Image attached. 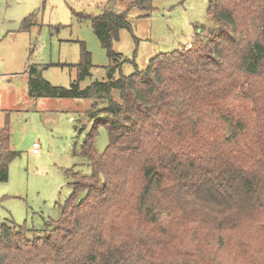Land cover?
<instances>
[{
    "label": "trees",
    "instance_id": "1",
    "mask_svg": "<svg viewBox=\"0 0 264 264\" xmlns=\"http://www.w3.org/2000/svg\"><path fill=\"white\" fill-rule=\"evenodd\" d=\"M117 1L77 13L111 58L120 30L132 29L131 8H152L127 0L116 10ZM208 16L191 48L158 53L129 75L109 66L85 88L84 42L70 87L29 66L32 96L107 104L91 113L80 150L91 173L72 172L73 190L42 232L1 222L0 264H264V0H210ZM100 124L109 138L101 152ZM16 155L6 124L0 180Z\"/></svg>",
    "mask_w": 264,
    "mask_h": 264
},
{
    "label": "rangeland",
    "instance_id": "2",
    "mask_svg": "<svg viewBox=\"0 0 264 264\" xmlns=\"http://www.w3.org/2000/svg\"><path fill=\"white\" fill-rule=\"evenodd\" d=\"M108 1L0 0V133L7 124L10 149L17 151L8 179L0 180V226L3 221L15 222L33 236L59 216L73 190L72 172L92 171L80 150L95 122L91 113L107 104L104 100L93 106V99L85 97L30 95V65L41 68L52 84L70 87L78 80L84 42L92 58L90 74L79 79L80 88H85L95 79H105L109 66L115 67V76L129 75L145 68L158 53L196 44L198 31H206L209 23L210 0H152L149 11L132 7L128 17L132 29L120 30L113 42L118 55L111 58L91 20L77 14L98 15ZM114 7L125 9L127 0ZM28 16L32 24L24 29ZM108 140V131L100 124L96 128L100 152ZM34 142L39 145L37 153L32 150Z\"/></svg>",
    "mask_w": 264,
    "mask_h": 264
},
{
    "label": "built area",
    "instance_id": "3",
    "mask_svg": "<svg viewBox=\"0 0 264 264\" xmlns=\"http://www.w3.org/2000/svg\"><path fill=\"white\" fill-rule=\"evenodd\" d=\"M191 47H192V42H188L186 45V48H191ZM0 65H1V63H0ZM38 147H39L38 142H34L33 143V149H32L33 152L37 153L39 151Z\"/></svg>",
    "mask_w": 264,
    "mask_h": 264
}]
</instances>
